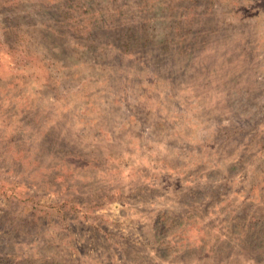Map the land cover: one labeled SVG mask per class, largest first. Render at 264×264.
Masks as SVG:
<instances>
[{"label":"rangeland","instance_id":"rangeland-1","mask_svg":"<svg viewBox=\"0 0 264 264\" xmlns=\"http://www.w3.org/2000/svg\"><path fill=\"white\" fill-rule=\"evenodd\" d=\"M0 264H264V0H0Z\"/></svg>","mask_w":264,"mask_h":264}]
</instances>
